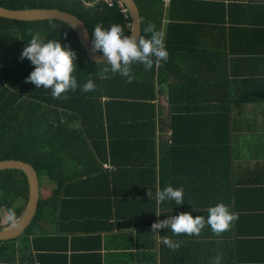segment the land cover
Here are the masks:
<instances>
[{"label":"trees","instance_id":"obj_1","mask_svg":"<svg viewBox=\"0 0 264 264\" xmlns=\"http://www.w3.org/2000/svg\"><path fill=\"white\" fill-rule=\"evenodd\" d=\"M134 1L141 14L142 35L148 23L155 24L164 33L168 59L151 70L133 63L131 83L119 74L105 73V64L90 62L76 32L61 21L23 22L0 18V162L30 164L37 172L41 189L47 182L53 187L52 198L40 199L35 219L20 239L0 241V264H36V261L42 264L38 247L51 239L49 231L42 228L53 223L51 213L55 216L61 205L63 208L75 205L74 213L108 215L117 206L116 199L125 213L122 218L127 215L129 218L137 208L139 211L146 208L152 215L143 226L149 231L137 236V243L133 245L137 253L132 257L144 263L148 260L149 264H210L207 258L211 237L207 225L198 236H174L165 229L157 230L161 235L157 236L152 233L151 224L182 212L207 218L205 212L196 208L207 210L209 206L204 202L211 203L213 185L199 184L190 191L184 190V204L177 206L166 201L167 208L162 207L164 202L157 205L155 193L165 187L162 170L167 154L177 147V141H183L186 163L193 161L198 142L203 151L208 149L212 154L211 162L220 163L228 158L231 108L225 105L224 95L210 93L214 90L210 88V76L229 67L230 57H222L220 50H215V44L221 47L226 27L235 25L230 34L232 41L241 40L243 32L245 39L256 45L254 57L264 61V0ZM0 6L10 10L58 9L71 13L86 24L91 37L98 23L105 28L119 24L126 35L132 29L129 11L122 12L126 7L120 8L117 2L108 7L102 0H0ZM34 35L44 41L57 39L75 52L73 75L78 83L75 91L69 90L54 99L50 90L25 82L34 66L20 56ZM182 41H188L186 54L191 62L187 67L177 62L185 52ZM242 76L247 82L253 80L247 74ZM89 79L96 84L95 90L81 91L79 85ZM235 80L240 92L246 83ZM254 83L255 80L252 86L258 88ZM165 89L167 92L169 89L174 106L181 98L188 99L195 94L202 102V117L213 115L217 124L211 127L197 124L195 129H184L185 133L180 129L175 133L173 127L169 140L164 135L159 102ZM239 92L235 89L238 103L254 102L251 96H242ZM209 102L219 104V108L212 110L206 106ZM94 164L96 174L92 169ZM104 166L111 171L104 173ZM200 179L205 181L206 177ZM94 183L105 188L101 200H93L100 193L82 189V185L86 188ZM27 199L29 182L25 175L19 171L0 172V230L12 227L21 219ZM9 209L15 213L11 221L7 219ZM94 216L97 223L99 217ZM163 235L179 242L180 247L175 250L166 247L162 243ZM157 240L159 251L152 257Z\"/></svg>","mask_w":264,"mask_h":264},{"label":"crops","instance_id":"obj_2","mask_svg":"<svg viewBox=\"0 0 264 264\" xmlns=\"http://www.w3.org/2000/svg\"><path fill=\"white\" fill-rule=\"evenodd\" d=\"M236 26L241 30L246 29ZM226 28L224 41L221 47L215 44V50H220L222 57H230V66L211 74L210 88L213 87L214 90L210 93L224 95L225 105L231 108L229 156L223 162H211L212 154L208 149L203 151L202 144L198 142V150L192 154L193 161L186 163L183 141H177V147L171 148L167 154L162 180L164 186L182 187L187 191L199 184H211L214 188L213 199L211 203L204 202V205L223 203L231 212L236 213L237 219L227 231L216 235L209 227L211 245L207 259L210 264L216 256L221 257V264H264V61L254 57L256 45L247 41L243 32L241 40L232 41L230 34L235 25ZM187 42L182 41L185 52L177 60L184 67L191 62L186 54ZM214 63L215 58L210 64ZM243 73L253 79L251 83L255 80L254 85L258 88L247 82ZM236 78L246 83L240 92L236 86ZM235 89L242 96H251L254 102L238 103ZM180 100L182 101L177 105H172L169 89L168 92L165 89V95L159 100L163 110L164 135L169 140L173 127L175 133L179 129L185 133L184 129H195L197 124L204 123L210 127L217 124L213 115L202 117V102L195 94ZM206 106L212 110L219 108V104L213 102ZM176 137L179 138L177 135ZM92 169L96 174L95 164ZM102 171L107 173L111 169L104 166ZM200 177H206L205 181ZM73 186H76L75 183ZM52 189L51 184L41 189L42 200L52 198ZM82 189L100 193L98 198H93L94 201L103 199L105 188L99 184H88L86 188L82 185ZM200 197L206 199L205 196ZM165 202L162 204L163 208L168 206ZM114 203L117 206L114 205L108 215L92 212L85 214L84 211L74 213L75 205H70L69 208L61 205L55 216L52 212L53 223L42 228L49 231L51 239L43 242V247H38L42 264H149L148 260L144 263L131 255L137 253L133 245L137 243L138 234L149 231L148 228L144 230L143 226L152 217L151 212L148 214L146 208L142 211L137 208L132 216L122 218L125 213L119 208V200H114ZM190 207L194 205L189 206L187 211ZM196 209L208 214L207 210ZM94 215L99 217L97 223ZM56 223L58 227L55 228ZM159 243L157 240V249L154 248L150 254L152 257L153 253L157 254L159 251ZM36 264L41 263L36 261Z\"/></svg>","mask_w":264,"mask_h":264},{"label":"clouds","instance_id":"obj_3","mask_svg":"<svg viewBox=\"0 0 264 264\" xmlns=\"http://www.w3.org/2000/svg\"><path fill=\"white\" fill-rule=\"evenodd\" d=\"M143 33L144 35L137 36L133 29L130 34L126 35L119 24H112L105 28L98 23L92 30L91 49L94 53L99 52L104 57L106 67L103 71L119 74L131 83L133 76L130 66L133 63L142 64L145 70H151L154 65L167 61L168 51L164 43V33L157 30L153 23H148L143 28ZM66 37L67 33H65ZM20 58H26L34 66L25 82L32 83L38 89L43 86V89L50 90L54 99L61 98L62 94L78 88L77 79L73 75L76 67L74 63L76 54L67 44L62 45L57 39L44 41L34 35L22 50ZM79 87L83 92H90L95 90L96 84L89 79ZM183 194L182 187L173 188L168 185L156 191L155 200L158 206L165 201L181 206L184 204ZM207 213V218L193 217L191 213L183 212L166 216L165 219L152 223L151 230L157 236H161L157 232L159 229L171 231L174 236L180 234L198 236L207 225L214 234L219 235L227 231L232 222L237 219L236 213L231 212L223 203L209 206ZM14 217V210L9 209L7 219L11 221ZM162 243L172 250L180 247L179 242L173 241L167 235L162 236ZM212 264H221V257L216 256Z\"/></svg>","mask_w":264,"mask_h":264},{"label":"water","instance_id":"obj_4","mask_svg":"<svg viewBox=\"0 0 264 264\" xmlns=\"http://www.w3.org/2000/svg\"><path fill=\"white\" fill-rule=\"evenodd\" d=\"M128 9L132 20L131 31L134 29L137 36L142 35V21L138 5L134 0H120ZM0 18L23 22H37L57 20L69 25L77 34L84 47L87 58L95 64H104L106 61L98 52L91 49V33L86 24L77 16L58 9L10 10L0 6ZM22 172L29 182V199L19 221L12 227L0 230V241L10 242L20 239L25 230L30 227L38 211L41 199V185L35 169L20 161L0 162V172Z\"/></svg>","mask_w":264,"mask_h":264},{"label":"built area","instance_id":"obj_5","mask_svg":"<svg viewBox=\"0 0 264 264\" xmlns=\"http://www.w3.org/2000/svg\"><path fill=\"white\" fill-rule=\"evenodd\" d=\"M104 3H106L107 5H108V7H112L113 6V4L115 3V2H117L118 3V5L120 6V8H122V4H121V2L119 1V0H102ZM122 9H124V10H122V12H124V13H127V9H125V8H122Z\"/></svg>","mask_w":264,"mask_h":264},{"label":"rangeland","instance_id":"obj_6","mask_svg":"<svg viewBox=\"0 0 264 264\" xmlns=\"http://www.w3.org/2000/svg\"><path fill=\"white\" fill-rule=\"evenodd\" d=\"M47 185L50 186L49 182H47ZM43 192V191H42ZM47 193V192H46ZM44 195H45V192H44ZM16 224V223H15Z\"/></svg>","mask_w":264,"mask_h":264}]
</instances>
